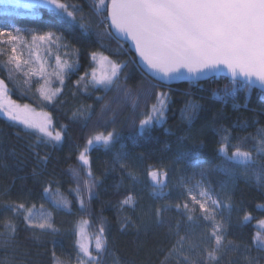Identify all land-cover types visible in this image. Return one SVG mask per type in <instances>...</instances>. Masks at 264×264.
<instances>
[{
	"label": "snow or ice",
	"instance_id": "6c2138e0",
	"mask_svg": "<svg viewBox=\"0 0 264 264\" xmlns=\"http://www.w3.org/2000/svg\"><path fill=\"white\" fill-rule=\"evenodd\" d=\"M35 4L53 13L54 22L47 25L46 31L0 26V57L5 58L0 59V66L7 70L8 79L12 78L13 72L39 77L43 80L37 89L41 104L55 106L66 103L60 97L64 95L66 78L79 70V49L63 43L66 38L60 29L73 32L78 29L82 34H95L103 51L89 53L94 66L86 69L75 85H83L84 92L89 89L103 92L98 100H105L109 92L114 93L101 105L95 128L84 139L83 145H77L76 159L80 170L70 169L76 178V187L70 191L75 193L82 213L91 215L88 204L101 182L91 170V152L98 148L111 151L120 139L115 127L106 129L107 124L116 123L113 104L131 101L133 109H136L144 98L145 109L139 113L142 118L136 125L143 133L164 123L170 92L163 91L161 86L174 80H198L226 68L231 73V81L221 90L222 95L217 93L219 98L235 97L238 89H251L257 83L264 89V0H93L89 13H85L84 5L69 3L68 0H35ZM113 37L117 41L131 40L130 50L137 53L132 63L149 78L136 92L126 83L128 73L124 69L129 61L112 58L123 54V43L114 50L104 44L105 38ZM61 49L65 51L61 52ZM106 51L112 52V56L106 55ZM52 60L54 64H51ZM49 66L52 67L51 72L47 70ZM8 91L5 80L0 79V111L7 120L22 125V131L35 137V143L29 147L38 163L46 164L48 155L40 156L36 149L41 144L61 145L68 125L60 124L57 128L50 112H37L30 104L21 105L10 99L5 103L2 97ZM152 97H155V102L148 104L147 100ZM198 109V104L189 102L182 110V117L191 124ZM91 111L92 105L78 108L71 119L88 120ZM108 113L112 115L109 117ZM102 128L104 130H100ZM219 131L223 135L219 138L216 152L222 164L216 167L230 174L238 169L246 172L249 168H257L259 174L256 179L261 181L264 176V128L245 137H233L230 129L223 126ZM249 140L252 143L246 146ZM127 156L126 152H119L115 162L135 186L141 178L127 163ZM196 156L195 151L183 152L177 156L176 162L187 160L199 168L204 161ZM173 171L171 166L163 164L147 166L144 176L152 189L153 202H164L156 207L150 206L147 211L140 207L138 211L137 198L126 195L119 201V209L125 213L118 217L121 230L132 229L139 234L154 224L166 229L165 235L171 243L166 260L175 257L176 264H221L226 252L239 251L241 247L231 240L225 243L231 212L243 211L242 221L251 219V213L233 202L226 186L222 185L217 191L207 182L210 169L200 168L199 173L181 176L170 186ZM33 174H37L35 169ZM197 175L200 179H196ZM52 184L51 180L46 182L41 198L47 199L57 210H70L67 197ZM0 196L5 197L0 199V212L10 213L0 222V251L13 253L11 259L7 256L0 259V264H27L16 259L19 254L17 221H22L36 239L46 234L54 235L59 229L54 227L52 212L44 204L37 208L27 198L13 200L7 188L0 192ZM127 211L136 218L126 214ZM72 232L75 236L74 257L61 259L53 248L51 264H72V260L75 264H105L106 256L114 254V249L109 247L107 223L103 217L95 225L92 220L82 217ZM251 244L257 251L264 252V235L254 234ZM244 251L250 253L251 248L246 245ZM257 259L245 257V264H257ZM230 264H237V261L232 260Z\"/></svg>",
	"mask_w": 264,
	"mask_h": 264
},
{
	"label": "trees",
	"instance_id": "16d2710c",
	"mask_svg": "<svg viewBox=\"0 0 264 264\" xmlns=\"http://www.w3.org/2000/svg\"><path fill=\"white\" fill-rule=\"evenodd\" d=\"M69 3L84 5L85 13L93 4V0H68ZM53 13L44 6L26 8L23 6H4L0 3V21H16L39 31H46L47 25L53 23ZM98 19V17H97ZM65 40L79 49V70L69 75L65 80L64 95L60 100L66 101L55 106H44L39 100L38 87L43 84L39 77H26L23 72H13L12 78L8 79L7 70L0 66V79H4L9 90L10 100L17 103L30 104L41 111L50 112L54 118L57 128L60 124L68 125L66 138L59 146L41 144L36 151L40 156L48 155L46 164L38 163L37 157L29 145L35 143V137L28 132L22 131V126L15 125L0 114V192L9 189L10 198L13 200L27 198L29 203H35L37 208L44 204L45 208L52 212L54 227L59 229L56 234H46L36 239L32 232L26 230L22 221L18 223L19 254L16 259L26 261L27 264H51V252L55 248L57 256L61 259L74 257V240L72 229L83 217L94 222L103 217L107 223L109 235V247L114 249V254L105 258V264H176L175 257L165 259L168 249L171 247L169 238L165 235V228H158L150 224L147 231L142 230L136 234L134 230L123 231L120 228L122 217L125 213L119 209V201L126 195H133L138 200L137 209L143 207L145 211L150 206L156 207L164 201L153 202L152 189L144 176L148 165L171 166L170 186L175 184L179 177L187 173H199L200 168L210 169L207 182L219 191L221 186L231 194L233 202L237 206L251 213V219L242 221L243 211L231 212V220L228 225V235L225 243L231 240L239 244V251H228L224 254L221 264H230L236 260L237 264H245V257H256L257 264H264V252H259L251 244V237L260 233L264 235V176L257 181L259 174L257 168L235 170L228 173L219 170L216 166L222 164V159L216 149L222 132L221 126L230 129L233 137H245L255 135L257 129L264 128V93L251 89H238L235 97L221 99L217 93L230 85V79L216 77L200 83L184 82L172 86L162 85L163 91L170 92V101L165 114V121L155 125L141 133L136 127L139 123V113L145 109V99L141 98L140 107L133 109L131 101L119 105L113 104L116 109V123L106 125L107 130L113 127L120 133L119 142L111 151L102 148L91 152V170L100 178V183L95 189V195L88 204L91 215L82 213L75 193L70 189L76 187V178L71 168L80 170L76 157L79 149L77 145H83L84 139L90 131L95 128L96 121L100 115V107L114 93L109 92L105 100L97 97L104 95L101 91L84 92L83 85L76 86L75 81L90 70L94 64L90 61L91 51H103L97 43L95 34L91 36L61 28ZM123 43L120 56H112V52L105 54L112 56L114 60L129 61L128 67L124 69L128 73L127 86L136 92L149 79L142 70L132 63L136 55L130 50L129 45L112 39H104V44L110 49H116ZM65 51L61 49V52ZM68 58V57H65ZM0 59H5L0 57ZM55 61L52 60L51 64ZM52 71V67L47 69ZM25 71L27 69L25 68ZM59 87V84H55ZM159 90V89H158ZM73 93H76L73 95ZM155 102V97L147 100L148 104ZM189 102L199 105L194 119L189 121L182 117V110ZM92 105L90 119L72 120V113L78 108ZM112 113H108L110 117ZM107 118V117H106ZM135 121V124H134ZM100 130H104L103 128ZM19 133V135H17ZM202 142V143H201ZM235 142V140L233 141ZM251 140L246 142L250 146ZM195 151L196 158L204 161L199 168L185 161L176 162L180 153ZM119 152H126L127 163L136 171L141 182L133 186V182L121 171L115 162V156ZM37 174H33V170ZM83 179V172H80ZM196 179H200L199 175ZM53 181L52 187H59L61 192L69 200L70 210H57L47 199L41 198L43 187L47 181ZM58 182V183H57ZM168 191V189H165ZM175 192H173V196ZM5 197L0 196V199ZM128 206H126L127 209ZM126 214L135 215L130 211ZM227 215V213H226ZM10 213L0 212V222ZM2 231V223H0ZM249 246L251 252H245L244 246ZM27 253V255H25ZM12 258L13 253L0 251V259ZM72 264H75L72 260Z\"/></svg>",
	"mask_w": 264,
	"mask_h": 264
},
{
	"label": "rangeland",
	"instance_id": "374dc122",
	"mask_svg": "<svg viewBox=\"0 0 264 264\" xmlns=\"http://www.w3.org/2000/svg\"><path fill=\"white\" fill-rule=\"evenodd\" d=\"M0 3L3 4L4 6H15L16 5V6H23V7H26V8L42 6V5H39V4H35V0H0ZM0 26H17V27H20L21 29H24V30L35 29V30L39 31L37 28H31V27H28V26H26L24 24L16 22V21H6V22L5 21H0ZM25 34H27V32H25ZM25 55L27 56V53H25ZM8 94H9V92H7V94L2 97L5 103H7L9 99H11V98H9ZM18 104L23 105L22 103H18ZM32 107L37 112L41 111L39 109H36V107H34V106H32ZM0 114L3 115L4 117H6L2 111H0ZM20 126H22V125H20ZM191 175H192L191 173H187L184 176H191Z\"/></svg>",
	"mask_w": 264,
	"mask_h": 264
},
{
	"label": "water",
	"instance_id": "95a60500",
	"mask_svg": "<svg viewBox=\"0 0 264 264\" xmlns=\"http://www.w3.org/2000/svg\"><path fill=\"white\" fill-rule=\"evenodd\" d=\"M121 42H124V41H121ZM126 44L129 45V48H130V45H131V40L128 39L127 42H124ZM131 51L136 55L137 57V53L134 51V49H131ZM216 77H225L227 79H230L231 80V73L229 70H227L226 68H222L221 71L219 72H216L214 74H210V75H207V76H204V77H201L200 79L198 80H189L188 78H183V79H178V80H174L168 84H164L166 86H172V85H176V84H180V83H184V82H190V83H200V82H204V81H208V80H211L213 78H216ZM252 88H255L259 91H261L262 93H264V89H262L259 84H255L253 85Z\"/></svg>",
	"mask_w": 264,
	"mask_h": 264
}]
</instances>
